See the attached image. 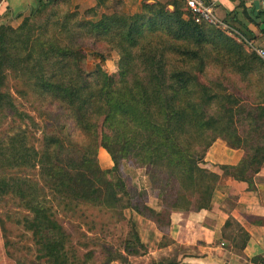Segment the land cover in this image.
Returning <instances> with one entry per match:
<instances>
[{
	"label": "trees",
	"instance_id": "obj_1",
	"mask_svg": "<svg viewBox=\"0 0 264 264\" xmlns=\"http://www.w3.org/2000/svg\"><path fill=\"white\" fill-rule=\"evenodd\" d=\"M67 2L34 0L17 27L0 24V113L16 111L1 90L5 69L26 71L29 98L46 106L58 120L59 133L80 144L72 152L50 132L35 147L20 127L0 140V196L15 197L22 205L14 223L29 234L34 259L46 264L65 263L67 238L51 208L36 198L38 179L61 194L72 191L71 171L103 173L96 164L100 147L113 172L120 161H130L144 169L148 185L159 191V211L144 202L127 203L136 213L167 228L173 210L208 209L218 175L203 166L207 148L217 138L229 146L242 145L238 137L232 142L225 135L234 134L233 123L220 113L231 114L233 108L223 104L221 93L200 83L191 68L197 63L200 71L212 62L247 79L264 69L258 56L219 30L194 23L176 5L168 9L143 1L129 14L122 11L121 0H94L80 14L76 8H60ZM101 44L118 56L115 74L102 70L104 56L96 49ZM84 47H89L94 67L80 74L76 53ZM260 159L264 155L255 149L235 166L217 167L227 174V169L242 172L258 166ZM258 196L264 203V184H258Z\"/></svg>",
	"mask_w": 264,
	"mask_h": 264
},
{
	"label": "rangeland",
	"instance_id": "obj_2",
	"mask_svg": "<svg viewBox=\"0 0 264 264\" xmlns=\"http://www.w3.org/2000/svg\"><path fill=\"white\" fill-rule=\"evenodd\" d=\"M86 3L87 0H68L60 8H76L81 14L87 7ZM101 11L102 9L98 8L97 14ZM122 11L134 13L125 6ZM26 16L27 10L20 15L9 12L1 14L0 24L15 28ZM34 22V19H30L28 23L32 25ZM231 27L234 28L232 25ZM234 30L237 34L232 33L233 31L220 32L245 52L255 54L251 46H259L252 41L253 38L239 29ZM96 49L104 56L102 70L109 75L115 74L118 64L116 53L108 51L107 46L103 44L98 45ZM88 53L89 47L81 48L76 53L80 74L91 71L94 67V62L88 59ZM223 55L220 56L221 59L225 57ZM198 67L196 63L191 68L197 80L211 90L221 93L224 96L223 104L234 110L231 114L224 110L220 114L224 121L231 119L233 123L234 134L225 135L232 142H235L234 136L238 137L242 148L229 146L217 138L215 140L222 144L218 152L224 151L223 153L227 154L236 149L243 157L244 154L257 149L258 156L264 155V69H256L252 74L253 78L247 79L212 62L208 65L204 63L200 71ZM4 73L1 90L10 96L16 111L11 112L7 108L0 113V140L20 127L26 129L27 141L35 147L39 146L43 134L55 132L68 149L72 152L79 151L80 144L77 141L65 138L57 131L58 120L46 112V106L29 98L25 86L27 72L5 69ZM76 155L79 157V154L75 153ZM206 163L214 164L205 162L203 166L206 169L209 167ZM96 164L103 171L102 174L97 172L91 175L89 170L71 171L72 191L67 190L61 194L55 189L51 190L47 184L41 186L39 179L37 182L41 191L37 192L36 198H40L51 208L52 217L61 224L66 233L64 264H170L175 257V247L171 243L167 228L161 223L153 222L148 215L138 214L126 207L127 203L134 205L144 202L156 211L161 209L159 191L148 185L144 169L130 161L122 160L118 163L116 172H113L108 154L100 147L96 151ZM261 167H264V159L258 166L253 164L250 170H259ZM226 171L232 176H242V172L237 169ZM30 177L35 179V174L30 172ZM103 182H111L116 186L104 188ZM23 211L17 198L0 196V264H46L34 259L29 234L14 223ZM164 246L165 253L157 251L158 247Z\"/></svg>",
	"mask_w": 264,
	"mask_h": 264
},
{
	"label": "crops",
	"instance_id": "obj_3",
	"mask_svg": "<svg viewBox=\"0 0 264 264\" xmlns=\"http://www.w3.org/2000/svg\"><path fill=\"white\" fill-rule=\"evenodd\" d=\"M143 1L159 2L168 9L176 5L185 11L181 0H121L123 7L134 12ZM33 2L0 0V16L8 12L21 13ZM205 2L213 5L217 17L264 47V0ZM86 4L93 7L94 0H87ZM220 143L213 141L203 157L204 163H214H206L207 168L218 175L210 207L169 213L167 232L175 247V257L170 264H262L264 260V203L258 196V184H264V167L244 169L241 177L223 173L218 165L235 166L242 157L236 149L227 154L219 153ZM157 251L165 253L166 246L158 247Z\"/></svg>",
	"mask_w": 264,
	"mask_h": 264
},
{
	"label": "built area",
	"instance_id": "obj_4",
	"mask_svg": "<svg viewBox=\"0 0 264 264\" xmlns=\"http://www.w3.org/2000/svg\"><path fill=\"white\" fill-rule=\"evenodd\" d=\"M185 12L188 14L189 18L196 24L203 22L221 32H230L236 33L234 28L231 25L221 18L217 17L214 13V8L211 3L205 2V0H181ZM237 34V33H236ZM245 41V40H244ZM246 42V41H245ZM247 44H249L247 42ZM250 46V44H249ZM251 49L254 53L264 60V47H252ZM264 264V260L262 262Z\"/></svg>",
	"mask_w": 264,
	"mask_h": 264
}]
</instances>
